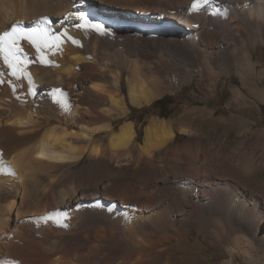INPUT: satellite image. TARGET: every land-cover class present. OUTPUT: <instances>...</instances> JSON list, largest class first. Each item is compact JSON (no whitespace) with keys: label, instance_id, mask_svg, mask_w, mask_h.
I'll return each mask as SVG.
<instances>
[{"label":"bare ground","instance_id":"bare-ground-1","mask_svg":"<svg viewBox=\"0 0 264 264\" xmlns=\"http://www.w3.org/2000/svg\"><path fill=\"white\" fill-rule=\"evenodd\" d=\"M82 16L104 31L75 28ZM16 23L17 34L36 31L42 50L18 40L16 76L0 50V264H192V226L208 229L211 242L233 236L221 264L240 250L262 260L264 178L255 175L264 157L218 164L217 148L200 161L208 140L156 116L135 143L129 105L171 87L179 52L216 75L235 70L264 101L248 79L258 74L249 48L264 43V0H0V36ZM59 32L76 42L43 50ZM245 97L234 89L240 106Z\"/></svg>","mask_w":264,"mask_h":264},{"label":"rangeland","instance_id":"rangeland-1","mask_svg":"<svg viewBox=\"0 0 264 264\" xmlns=\"http://www.w3.org/2000/svg\"><path fill=\"white\" fill-rule=\"evenodd\" d=\"M217 37L220 40V37ZM249 50L258 73L248 77L249 82L264 92V43L259 42L255 48L251 47ZM177 57L183 67L180 65V69L172 70L173 84L171 87L151 104L142 107L129 105L130 119L134 121L137 131L135 143H140L142 140L143 122L151 116H156L167 120L171 119L174 122L179 120L180 125L188 127L195 136L208 140V145L200 151V161L210 159L217 148L220 149L216 159L218 164H224L227 155L244 158L246 155V158L253 155L257 159L264 157L263 138L258 134L264 132V101H259L249 94L248 89L242 86L241 77L235 70L231 69L216 75L207 68L202 60L192 54L179 52ZM160 59L166 62L165 55ZM215 69L218 70V68ZM259 71H261L260 76ZM121 83L123 92L126 93L127 88L123 77ZM236 88H240L245 93V98L250 101L248 106H240L239 103L232 100L233 91ZM200 108L210 111L209 118L211 119H205L199 113L189 114L190 110H199ZM190 118L192 122L188 124L186 119ZM186 138L187 135L178 133L176 130V141L183 142ZM223 152L225 153L223 154ZM86 157L85 155L78 166L86 162ZM223 157L225 158L223 159ZM184 163L186 164V158L184 155H180V166ZM255 176L257 179L264 178V171L258 172ZM218 231L222 232L220 229ZM220 235L218 241L211 242L213 236L208 229L195 226L190 228L187 235L189 244L196 251V258L192 264H221L225 258H231L227 247L236 246L233 236L227 239L222 234ZM237 254L232 256L233 264L264 263V256H262V260L251 263L247 261V257L241 250Z\"/></svg>","mask_w":264,"mask_h":264},{"label":"snow or ice","instance_id":"snow-or-ice-1","mask_svg":"<svg viewBox=\"0 0 264 264\" xmlns=\"http://www.w3.org/2000/svg\"><path fill=\"white\" fill-rule=\"evenodd\" d=\"M192 7L195 9L197 5L193 3ZM82 20L84 22L75 24L74 27L80 30L93 29L97 31L98 33H102L104 31V28L101 24L92 23L90 20L84 18L83 16H82ZM43 35L47 37L46 33ZM20 39H27L33 46H35L37 52H40L42 50V45L41 43L38 42V37L36 36L35 30H32L28 33L17 34L16 26H13L11 31H5L3 35L0 36V50L7 48V51L5 52V55H4V62L9 68L13 69L12 71L13 76L17 75L16 68H17V65L21 63L19 57L15 55L16 52L20 51L19 44H18V40ZM65 40L71 41L72 43L76 42L75 39L72 36H70L67 32H59L58 34H55L51 37H47V41H50V43L46 41L45 44L43 45V50H47V49L59 50L60 45ZM13 61H15V63ZM43 62L44 61H41V63ZM30 94L34 95L35 93L31 92V89H30ZM63 226L66 227V225H63Z\"/></svg>","mask_w":264,"mask_h":264},{"label":"trees","instance_id":"trees-1","mask_svg":"<svg viewBox=\"0 0 264 264\" xmlns=\"http://www.w3.org/2000/svg\"><path fill=\"white\" fill-rule=\"evenodd\" d=\"M50 18V17H49Z\"/></svg>","mask_w":264,"mask_h":264}]
</instances>
